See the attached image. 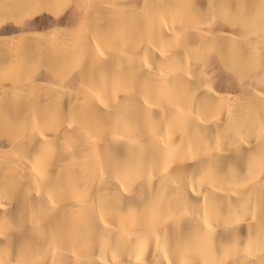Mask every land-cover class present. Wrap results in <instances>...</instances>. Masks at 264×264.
<instances>
[{
  "label": "bare ground",
  "instance_id": "6f19581e",
  "mask_svg": "<svg viewBox=\"0 0 264 264\" xmlns=\"http://www.w3.org/2000/svg\"><path fill=\"white\" fill-rule=\"evenodd\" d=\"M0 264H264V0H0Z\"/></svg>",
  "mask_w": 264,
  "mask_h": 264
}]
</instances>
